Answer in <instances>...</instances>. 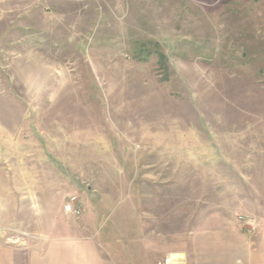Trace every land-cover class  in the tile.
<instances>
[{
  "label": "rangeland",
  "instance_id": "obj_1",
  "mask_svg": "<svg viewBox=\"0 0 264 264\" xmlns=\"http://www.w3.org/2000/svg\"><path fill=\"white\" fill-rule=\"evenodd\" d=\"M232 226H264V0H0V243L187 264Z\"/></svg>",
  "mask_w": 264,
  "mask_h": 264
},
{
  "label": "crops",
  "instance_id": "obj_2",
  "mask_svg": "<svg viewBox=\"0 0 264 264\" xmlns=\"http://www.w3.org/2000/svg\"><path fill=\"white\" fill-rule=\"evenodd\" d=\"M79 231L66 230L69 235L24 245L0 243V264H156L154 258L134 263L135 248L119 247L113 236L90 229L77 235ZM181 253L176 255L185 256L187 264H264V226L255 237L237 226L201 232L187 243L185 255Z\"/></svg>",
  "mask_w": 264,
  "mask_h": 264
},
{
  "label": "built area",
  "instance_id": "obj_3",
  "mask_svg": "<svg viewBox=\"0 0 264 264\" xmlns=\"http://www.w3.org/2000/svg\"><path fill=\"white\" fill-rule=\"evenodd\" d=\"M64 210L66 214L73 215L75 217L82 215V209L78 205V198L72 197L70 201L65 205Z\"/></svg>",
  "mask_w": 264,
  "mask_h": 264
}]
</instances>
